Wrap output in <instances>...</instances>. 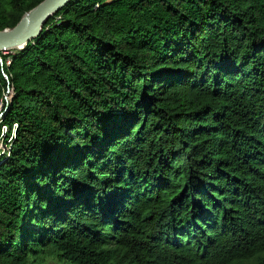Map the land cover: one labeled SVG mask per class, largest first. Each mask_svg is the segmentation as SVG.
Instances as JSON below:
<instances>
[{
    "label": "trees",
    "instance_id": "16d2710c",
    "mask_svg": "<svg viewBox=\"0 0 264 264\" xmlns=\"http://www.w3.org/2000/svg\"><path fill=\"white\" fill-rule=\"evenodd\" d=\"M0 59V264H264V0H71Z\"/></svg>",
    "mask_w": 264,
    "mask_h": 264
},
{
    "label": "water",
    "instance_id": "95a60500",
    "mask_svg": "<svg viewBox=\"0 0 264 264\" xmlns=\"http://www.w3.org/2000/svg\"><path fill=\"white\" fill-rule=\"evenodd\" d=\"M71 0H44L26 13L13 28L0 31V52L22 50L36 39L47 21L61 11ZM1 61V59H0Z\"/></svg>",
    "mask_w": 264,
    "mask_h": 264
},
{
    "label": "rangeland",
    "instance_id": "374dc122",
    "mask_svg": "<svg viewBox=\"0 0 264 264\" xmlns=\"http://www.w3.org/2000/svg\"><path fill=\"white\" fill-rule=\"evenodd\" d=\"M12 53V52H11ZM5 54V53H4ZM8 54V53H7ZM7 99V98H6ZM9 99V97H8ZM1 144V142H0ZM1 148V146H0ZM3 150V148H1ZM33 264H62L54 257H44V259L40 263L34 262Z\"/></svg>",
    "mask_w": 264,
    "mask_h": 264
},
{
    "label": "bare ground",
    "instance_id": "6f19581e",
    "mask_svg": "<svg viewBox=\"0 0 264 264\" xmlns=\"http://www.w3.org/2000/svg\"><path fill=\"white\" fill-rule=\"evenodd\" d=\"M15 50H12L11 52H14ZM11 52H6V53H11Z\"/></svg>",
    "mask_w": 264,
    "mask_h": 264
},
{
    "label": "built area",
    "instance_id": "2783aa9c",
    "mask_svg": "<svg viewBox=\"0 0 264 264\" xmlns=\"http://www.w3.org/2000/svg\"><path fill=\"white\" fill-rule=\"evenodd\" d=\"M8 99V97H6Z\"/></svg>",
    "mask_w": 264,
    "mask_h": 264
}]
</instances>
